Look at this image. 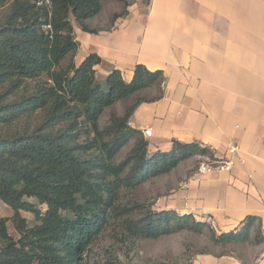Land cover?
I'll return each instance as SVG.
<instances>
[{
  "label": "trees",
  "instance_id": "1",
  "mask_svg": "<svg viewBox=\"0 0 264 264\" xmlns=\"http://www.w3.org/2000/svg\"><path fill=\"white\" fill-rule=\"evenodd\" d=\"M40 1L0 0V6L9 4L0 24V200L13 210L18 233L14 238L9 219L0 215V264H84V252L117 212L122 186H140L211 151L173 140L169 151L150 154L142 132L129 125L139 103L161 96V70L138 64L127 82L118 69L99 79L94 66L102 59L96 53L75 64L74 24L95 31L87 22L102 12L104 0ZM42 76L48 81L42 82ZM28 81L35 84L28 88ZM153 88L159 89L157 96L138 97L123 115L112 112L110 123L100 126L107 109ZM38 110L45 116L35 127L13 126ZM131 142L129 152L116 161ZM22 211L31 212L35 224L30 226ZM207 226L173 209H143L126 224L131 234L149 239L182 230L202 233ZM211 239L256 244L264 236L260 219L248 215L238 231L218 234L211 228Z\"/></svg>",
  "mask_w": 264,
  "mask_h": 264
},
{
  "label": "crops",
  "instance_id": "2",
  "mask_svg": "<svg viewBox=\"0 0 264 264\" xmlns=\"http://www.w3.org/2000/svg\"><path fill=\"white\" fill-rule=\"evenodd\" d=\"M125 9L115 18L118 10H102L87 22L95 31L74 24L75 64L96 53L99 79L118 69L127 82L138 64L161 70V96L139 103L129 118L142 134L152 130L143 134L149 153L178 140L218 158L237 143L246 160L194 180L179 192L187 204L178 198L168 208L212 217L218 234L238 231L254 215L264 236V0H136ZM192 264H264V241L238 255L198 254Z\"/></svg>",
  "mask_w": 264,
  "mask_h": 264
},
{
  "label": "rangeland",
  "instance_id": "3",
  "mask_svg": "<svg viewBox=\"0 0 264 264\" xmlns=\"http://www.w3.org/2000/svg\"><path fill=\"white\" fill-rule=\"evenodd\" d=\"M124 1L132 3L136 0H104L103 13L108 15L113 13L115 9L118 11L114 13L122 12L126 8ZM8 10L9 4L0 6V24L3 22ZM113 15L111 18H113ZM41 81H48L47 77L42 76ZM34 84L35 82L28 81L27 86L31 88ZM158 94L159 89L153 88L137 97L118 102L105 111L101 117L100 126L104 128L110 123L112 112L123 115L126 108L132 105L138 97L152 98ZM44 116L45 112L38 110L24 116L13 126L33 128L43 120ZM83 127L86 126L83 125ZM86 137V135L82 136L79 142L83 143ZM132 144L133 142L118 153L116 161H120L125 157ZM209 149L211 154L196 155L187 159L171 172L152 178L140 186L134 188L122 186L118 191L115 203L117 212L110 218L103 232L93 240L84 252V264H192L193 258L198 254L234 253L238 255L250 248L251 244H255L253 242H250L249 245L216 244L211 239V228L213 229V226L206 221L204 222L208 226L204 228L202 233L182 230L157 239L137 237L126 228L128 219L138 218L143 209H169L168 207L172 206L178 198L184 200L186 205V198H180L179 192L183 190L181 185L196 174L202 162L217 159L213 155L212 149ZM31 200L34 201V199ZM21 214L27 219L30 226L35 224V217L31 212L22 211ZM0 215L9 219L7 222L8 231L17 239L18 233L11 222L13 210L1 200Z\"/></svg>",
  "mask_w": 264,
  "mask_h": 264
},
{
  "label": "built area",
  "instance_id": "4",
  "mask_svg": "<svg viewBox=\"0 0 264 264\" xmlns=\"http://www.w3.org/2000/svg\"><path fill=\"white\" fill-rule=\"evenodd\" d=\"M45 3L49 5L50 0H42L39 4ZM152 130L150 128L143 129V134L145 136H150ZM245 164L246 160L240 156V146L237 143H229L226 147V153L223 157H219L210 162H202L196 172V174L187 181H184L181 185L183 190H188L191 187V182L193 180H200L207 174L214 171H231L236 163ZM187 204V202H186ZM203 221L213 225V218L208 216L205 217Z\"/></svg>",
  "mask_w": 264,
  "mask_h": 264
}]
</instances>
